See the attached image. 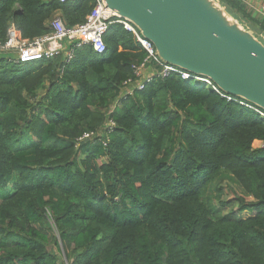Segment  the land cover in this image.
I'll return each instance as SVG.
<instances>
[{
	"label": "trees",
	"instance_id": "trees-1",
	"mask_svg": "<svg viewBox=\"0 0 264 264\" xmlns=\"http://www.w3.org/2000/svg\"><path fill=\"white\" fill-rule=\"evenodd\" d=\"M218 2L258 38L241 0ZM94 5L0 0V45ZM103 43L25 66L0 50V264H264L263 110L179 74L138 89L135 37L113 23ZM223 174L243 191L226 214L208 194Z\"/></svg>",
	"mask_w": 264,
	"mask_h": 264
},
{
	"label": "water",
	"instance_id": "water-1",
	"mask_svg": "<svg viewBox=\"0 0 264 264\" xmlns=\"http://www.w3.org/2000/svg\"><path fill=\"white\" fill-rule=\"evenodd\" d=\"M157 57L264 111V44L215 0H101Z\"/></svg>",
	"mask_w": 264,
	"mask_h": 264
},
{
	"label": "built area",
	"instance_id": "built-area-1",
	"mask_svg": "<svg viewBox=\"0 0 264 264\" xmlns=\"http://www.w3.org/2000/svg\"><path fill=\"white\" fill-rule=\"evenodd\" d=\"M59 1L63 2L65 0ZM215 1L218 2V0ZM113 23L121 24L126 31L130 32L145 52L144 60L134 72L136 77H138L136 88H141L144 81L147 82L153 77L163 79L170 77L173 74H179L183 80L195 78L197 81L212 84L204 77L191 75L185 71L182 72L180 71V68L162 62L157 57L152 42L142 37L139 30L131 22L124 18H120L113 13L101 0H95V5L82 23L73 26H66L63 24L62 20L56 16L51 22L53 31L50 34L43 35L33 40L19 39L14 28L11 27L9 29L7 40L4 44L0 45V50H11L14 57L12 60L10 59V61L20 66L55 58L63 52L64 47L67 45H72V48L65 52L67 60H70L72 57L71 54L73 48H79L81 46H88L95 53L99 54L104 51L103 36ZM152 64H157V67L154 68L153 72L149 69ZM143 75L144 77H142ZM127 83L130 84L131 82L127 81L124 85ZM211 87L215 91L219 90L213 84ZM130 93L131 89L125 90L123 97ZM225 97L231 99V96L225 95ZM247 106L252 108V105L248 104ZM112 109L110 110L112 111ZM258 113L261 118L264 119V111H258ZM113 125L114 122L111 119H108V127L110 128ZM102 143L105 145V141H102ZM258 148L264 149V140L259 141Z\"/></svg>",
	"mask_w": 264,
	"mask_h": 264
},
{
	"label": "rangeland",
	"instance_id": "rangeland-1",
	"mask_svg": "<svg viewBox=\"0 0 264 264\" xmlns=\"http://www.w3.org/2000/svg\"><path fill=\"white\" fill-rule=\"evenodd\" d=\"M257 35H258V39L261 38L262 41L264 40L263 36H260L258 33ZM255 37L257 38V36ZM209 193L212 195V199H213L212 202L218 205V208L221 211V213L226 214L235 208L236 203L233 202L232 205H227L225 207L220 205L219 203L227 201L228 199L232 198L234 194L237 196L242 195L243 191L241 187L238 185V183L232 178V176L223 174L220 177H218V179H216L214 182L211 183L208 189V194ZM217 195L220 196L219 199H214V196H217ZM247 199L248 198H246V200ZM240 216L246 217V214L242 213ZM59 257H60V260L64 261L62 256H59Z\"/></svg>",
	"mask_w": 264,
	"mask_h": 264
},
{
	"label": "crops",
	"instance_id": "crops-1",
	"mask_svg": "<svg viewBox=\"0 0 264 264\" xmlns=\"http://www.w3.org/2000/svg\"><path fill=\"white\" fill-rule=\"evenodd\" d=\"M246 5V12L250 16L252 25L255 27V31L264 38V0H241ZM264 42V40H263ZM144 77V75L142 76ZM129 89L127 86L123 91ZM116 104L114 103L110 109H114ZM112 109V110H113ZM259 141H254L253 148H258Z\"/></svg>",
	"mask_w": 264,
	"mask_h": 264
},
{
	"label": "clouds",
	"instance_id": "clouds-1",
	"mask_svg": "<svg viewBox=\"0 0 264 264\" xmlns=\"http://www.w3.org/2000/svg\"><path fill=\"white\" fill-rule=\"evenodd\" d=\"M136 84H137V83H136ZM136 84H135V85H136ZM130 89H131V91H132L134 88H130Z\"/></svg>",
	"mask_w": 264,
	"mask_h": 264
}]
</instances>
